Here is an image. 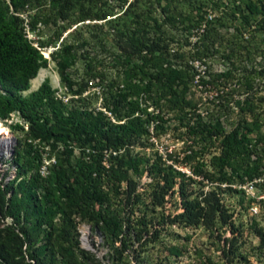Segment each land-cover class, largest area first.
<instances>
[{"label": "trees", "instance_id": "16d2710c", "mask_svg": "<svg viewBox=\"0 0 264 264\" xmlns=\"http://www.w3.org/2000/svg\"><path fill=\"white\" fill-rule=\"evenodd\" d=\"M117 1L125 5L113 22L105 19L110 15L109 0L97 8H93L94 0H0V120L17 111L27 126L23 141L16 139L12 152L14 177L0 188V216L10 219L9 223L0 221V264H100L94 255L78 248L72 216L99 229L107 247V262L103 264H160L155 257L145 254L144 248L157 241L164 221L201 226L210 231H215L218 224L231 233L230 238H223L224 243L230 245V241L235 240L231 212L222 200V193L240 191L231 185L260 179L264 174L259 170L260 157L255 153L257 145L262 144L264 148V109L259 110L264 100V55L257 64L243 67L235 78L242 97L234 106L243 119L226 130L219 119L208 121L202 119L195 107L185 109L183 92L175 89V80L180 78L181 81L180 74L156 66L167 60L168 48L161 24L152 15L156 10L153 3L156 2L167 17L178 18L179 11L170 15L175 0L163 3L162 0ZM257 1L245 0L244 8L249 14L259 15L255 28L264 40V6L257 5ZM22 12L29 18L25 23L30 29L37 21L46 20L65 22L64 28L85 19H105L108 28L119 24L113 31L124 63L116 71V80L104 86L109 89L104 110L113 120L102 110L84 105L80 94L86 82L73 89L75 83L65 71L72 45L63 38L55 51L50 52V57L58 56V80L75 97L68 98L66 103L56 99L47 78L33 90L22 93L28 90L39 69L47 65V59L38 48L46 45L34 46L26 37V18L20 15ZM122 18L127 19L120 21ZM197 19L194 25L201 20ZM231 72L226 68L217 77L232 78ZM258 89L262 95H257ZM147 98L159 107L161 101L165 112L171 111L178 126L183 128L185 146L179 162L188 165L196 178L164 164L159 156L150 164L151 179L147 185L151 189L147 197L150 196L151 212L160 203L156 191L162 192L163 187L173 185L175 177H179L177 193L181 210L171 218L161 214L155 225L151 219L120 214L123 210L131 212L138 202L147 206L140 193L134 192L135 184L126 176V169L136 163L128 156L129 146L140 137L150 135V124L154 128L152 135H156L158 124L165 120L160 109L148 110V106L143 105ZM247 119L257 130L252 143L243 131ZM14 127L22 130L20 125ZM44 139L62 143L67 155L71 153L72 144L80 149L79 153L72 162L57 158L47 174L41 176L37 170L39 155L29 142ZM215 141L216 152H211L209 146ZM104 149L116 151L114 155L109 154L106 167L101 164ZM204 153L208 156L206 160L202 157ZM252 154H255L253 158ZM123 178L126 187L119 195L118 183ZM186 180L196 181L198 187L188 188ZM205 184L210 187L203 189ZM158 224L161 227H156ZM253 230L264 243L261 229L254 227ZM220 250L232 264L230 255L235 256L234 248L224 249L223 246ZM167 253L178 254L177 247L171 245Z\"/></svg>", "mask_w": 264, "mask_h": 264}, {"label": "rangeland", "instance_id": "374dc122", "mask_svg": "<svg viewBox=\"0 0 264 264\" xmlns=\"http://www.w3.org/2000/svg\"><path fill=\"white\" fill-rule=\"evenodd\" d=\"M147 1L151 2V0ZM94 2L96 6L93 8L106 4L105 0H94ZM163 2L164 0L161 3ZM244 2L245 0H200L199 2L198 0H175L173 13L170 15L179 11L181 16L178 18L167 17L159 10L157 3H153L156 10L152 15L161 24L168 48L166 62L157 63L156 66L161 65L164 69H169L172 74H180L181 81L180 78L175 80V89L182 90L186 102L185 109L195 107L202 119L208 121L219 119L226 130L240 121L239 119H243L237 107L234 106V102L242 97V89L237 85L235 78L240 75L243 67L257 64L264 55L263 36L259 29L255 28L260 17L257 14H249L244 8ZM124 5L119 4L117 0H109L110 15L105 19L115 22L116 15L121 12ZM257 5L264 6V0H258ZM27 13H32V11ZM21 15L26 18L27 22L29 18L25 16L26 12H22ZM197 17L201 20L194 25V22L198 21ZM105 19H85L65 28L63 27L65 22L49 20L37 21L33 29L28 28L27 25V38L33 45H46L37 47L42 56L47 59V65L39 69L36 78L31 80L28 90L22 93L25 94L36 88L43 78H47L52 89L62 87L56 71L58 56L55 57L56 59L51 58L50 52L55 51L63 38L65 42L72 45L65 71L75 83L73 89L88 79H92L94 88L86 85L80 96L83 97L87 108L104 109L106 91H109V89H104V86L108 81L116 80V71L124 63V58L119 56L117 49L119 42L113 31L119 27V24L116 23L113 28H108ZM126 19L122 18L120 21H126ZM133 60L138 61L137 58ZM226 68L231 69L233 77L227 79L217 77L218 73ZM153 69L151 68L152 71ZM94 73H98L99 76L96 74L98 77H91ZM99 77L102 79L101 82H99ZM262 94L263 92L258 89L257 95ZM158 104L161 107L155 106L148 98L143 103L148 106V110L160 109L164 113L165 120L158 124L157 134L152 135V138L150 135L140 137L132 146H129L128 156L133 157L136 163L135 166L126 169L127 178L135 184L134 192L140 193L141 200L147 206L140 205L138 202L131 212L123 210L120 213L126 217L151 219L154 225L161 214L171 218L173 214L181 210L177 193L179 177H175L173 185L163 187L162 192H159V189L158 192L156 191L157 200L160 203L151 212L148 203L150 196L147 197L151 189L147 185L151 179L150 164L156 162L159 156L161 162L170 164L175 170L183 172L189 170L188 165L179 162L185 146L181 134L183 128L178 126V121L171 116V111L165 112L166 107L161 101ZM261 109H264V100L259 110ZM0 122L6 130L5 133L0 134V141L9 137L13 139L7 150L0 152V188H2L14 177L15 165L12 161V152L16 139L21 141L24 139L23 125L25 123L15 112L5 121L0 120ZM15 124L20 125L22 130L15 128ZM243 124L246 126L243 131L247 133L249 142L252 143L257 130L253 129L248 119ZM152 125H149L151 134L154 131ZM262 129V125L258 127V130ZM29 143L39 155L38 165L50 156L54 157V160L61 158L72 162L80 150L72 144L71 153L67 155V152L63 151V144L51 139L34 140ZM216 145L215 141L209 146V151L216 152ZM262 147V144L257 145L255 153L260 157L259 170L264 173V148ZM206 154L202 156L204 160L208 157ZM254 155L252 154L251 157L253 158ZM50 167L52 165L48 168ZM27 175L28 173L25 176ZM260 177L253 181L246 180L240 185H231L240 191L224 190L222 193V200L231 212L235 227V240L230 241V245L229 242H223V238L231 237V233L225 226L217 224V229L210 231L201 226H183L175 222L164 221L161 223L163 226L160 228L157 241L153 244L149 243L144 248V253L155 257L160 264H229L220 250L224 246V249L234 248L232 251L235 256L230 255L232 264H264V243L259 240L253 230L254 227H259L264 239V174ZM192 178L196 179L194 176ZM185 183L188 188L198 187L196 181L192 183L186 180ZM125 187L126 181L123 178L118 183L119 195ZM208 187L210 186L207 184L203 185V189ZM115 202L114 200V204ZM72 217L75 221L78 248L94 255L100 264L106 263L107 247L97 226L80 220L77 216ZM0 221L9 223L10 219H1L0 216ZM161 224L156 227H161ZM171 245L177 247L178 254L167 253Z\"/></svg>", "mask_w": 264, "mask_h": 264}, {"label": "built area", "instance_id": "2783aa9c", "mask_svg": "<svg viewBox=\"0 0 264 264\" xmlns=\"http://www.w3.org/2000/svg\"><path fill=\"white\" fill-rule=\"evenodd\" d=\"M21 15V14H20ZM22 16V15H21ZM23 17V16H22ZM24 18V17H23ZM25 19V18H24ZM26 20V19H25ZM24 20V32H25V35H26V37L28 36V34H27V25H26V21ZM35 46V45H34ZM86 85H87V87L89 86L90 88H94V83H93V81H92V79H88L87 81H86ZM86 93V92H85ZM53 96L56 98V99H59V100H61L62 102H64V103H66L67 102V100H68V98H70L71 96H75V95H70L69 94V92L65 89V87L64 86H62V87H57L56 89H53ZM109 118H110V120H113L112 119V117H111V115L109 114V112H107V111H105L104 109H101ZM16 113L18 116H19V114H18V112L17 111H13V112H11L10 114H9V116H11V115H13V113ZM20 117V116H19ZM7 118H5V119H2V120H6ZM20 119H22L21 117H20ZM25 124L23 125V127H24V129L26 130V128H27V126H26V122H24ZM151 125V124H150ZM148 130H149V133H150V138H152V134H151V126H150V128L148 127ZM12 138V137H11ZM13 140V139H12ZM60 146V145H59ZM116 153V151L115 150H112V149H104L103 151H102V156H101V164L103 165V166H107L108 165V156H109V154H111V155H114ZM54 162H55V160H54V157H52V156H50V157H48L46 160H44L43 159V161H42V163H40L39 164V166H38V173L41 175V176H45L46 174H47V172H48V170H49V166L50 165H53L54 164ZM183 172V171H182ZM186 175H190V176H192L191 175V173H190V171L189 170H185V172H184Z\"/></svg>", "mask_w": 264, "mask_h": 264}, {"label": "bare ground", "instance_id": "6f19581e", "mask_svg": "<svg viewBox=\"0 0 264 264\" xmlns=\"http://www.w3.org/2000/svg\"><path fill=\"white\" fill-rule=\"evenodd\" d=\"M35 78H36V77H35ZM35 78H33V80H34ZM5 132H6L5 128L3 127V124L0 122V134H3V133H5ZM11 139H12V138L9 137V138H7V139H4V141H0V152H1V151H6V150H7L9 144L11 143Z\"/></svg>", "mask_w": 264, "mask_h": 264}, {"label": "clouds", "instance_id": "9594fccd", "mask_svg": "<svg viewBox=\"0 0 264 264\" xmlns=\"http://www.w3.org/2000/svg\"><path fill=\"white\" fill-rule=\"evenodd\" d=\"M37 87V86H36Z\"/></svg>", "mask_w": 264, "mask_h": 264}]
</instances>
